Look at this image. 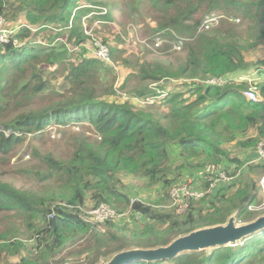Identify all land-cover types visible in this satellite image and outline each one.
Instances as JSON below:
<instances>
[{"label":"trees","instance_id":"1","mask_svg":"<svg viewBox=\"0 0 264 264\" xmlns=\"http://www.w3.org/2000/svg\"><path fill=\"white\" fill-rule=\"evenodd\" d=\"M79 1L0 0L6 24L16 27L9 20L14 7L26 19L14 35L21 44L0 46V167L23 150V158H32L28 174L42 184L25 190L0 179V213L7 216L0 264H69L58 259L65 250L68 260L83 255L77 264H101L123 251L168 246L231 217L241 225L261 217L250 210L262 203L252 172L264 165H252L201 200L188 199L181 215L171 192L196 190L209 165L239 169L245 163L239 153L251 151L248 161L264 142V60H248L264 45V0H124L126 10H136L137 1L153 13L157 24L144 32L153 36L146 38V52L165 57L182 38L174 53H183L171 61L119 59L120 51L105 40L111 61L125 64L119 71L89 53L83 11L67 29ZM112 15L100 10L93 19L109 22ZM214 15L223 16L219 26L200 30ZM58 39L72 48L52 45ZM157 39L168 43L154 50ZM251 89L260 101L246 96ZM53 124L63 134L60 141L46 138L51 149L44 151L39 137H48ZM73 125L78 132L69 130ZM121 175L145 182L146 189L159 186L164 202L134 199ZM90 196L95 207L106 205L120 216L90 221L82 211ZM26 233L35 239L30 247ZM85 239L86 247L73 250ZM130 264H264V230L237 246Z\"/></svg>","mask_w":264,"mask_h":264},{"label":"rangeland","instance_id":"2","mask_svg":"<svg viewBox=\"0 0 264 264\" xmlns=\"http://www.w3.org/2000/svg\"><path fill=\"white\" fill-rule=\"evenodd\" d=\"M101 1H105L106 4L99 5L98 3ZM136 5L134 10L133 8H129L126 10V3L124 0H80L76 7L74 8L73 14L71 21L69 23V26L67 29H70L72 27V24L74 22L75 17L79 14L80 11H83L84 15L82 18V23H83V28H84V33L85 35L89 36V42H88V47L92 48L95 43H101L104 44V41L107 40V43L111 48H117L120 53H119V59H131V60H137V59H168L171 61L172 56H180L182 55V52L179 53H174L175 51H180L182 47L178 50V45L173 44L172 51H169L165 57H159L157 54L159 52H154V54H149L146 52V48H150L148 44V40L146 38H149L151 34L148 36H144L145 31L152 30L156 27V22L155 19L152 17L153 13L147 9H143L142 6L140 7L139 3L135 1ZM13 4V3H12ZM10 4V6H16L17 4ZM11 12V18L9 19L10 21L12 20V23H16L15 28H18L20 25L26 21L25 16L19 13L17 11V8L14 7L13 9H10ZM100 10L104 11V14L107 13V11L111 10L113 12V20L109 22H104L103 20H94V15ZM86 12V13H85ZM13 18V19H12ZM81 18V17H80ZM223 18L222 15H220L219 20L217 21L215 18L214 20H206L203 24L209 25L208 28L209 30H212L213 28H216V26H219L221 19ZM8 20V19H7ZM8 20V21H9ZM13 25V26H14ZM2 29H10L14 30L12 26H9L8 24L3 23L1 25ZM20 28L15 29V32H17ZM202 29V27H201ZM206 30V29H205ZM59 31H54V33H58ZM52 31H48L44 34V37L41 39V41L45 44H48V38L52 35ZM153 34V32H152ZM144 38H142V37ZM153 38V36H151ZM39 41V39L37 38ZM11 42H13V46H19L21 44V41L17 39L16 37H12ZM40 42V41H39ZM63 43L65 44L69 49L72 48V45L66 40V39H58L56 40L52 45L60 44ZM106 45V46H108ZM154 50H158V48L154 45ZM173 54V55H172ZM118 57V56H117ZM248 60L250 62H258V60H264V45L258 46L254 51H252L248 55ZM106 64H111L112 66L115 67L116 70H121L125 64L121 60L120 64H123V67H118L116 66L114 60L112 61H107ZM54 69V67H52ZM121 73V71H120ZM10 77V74H9ZM60 78V77H59ZM109 80L103 81V85H107ZM181 82H178L180 84ZM8 109H10V105L8 106ZM1 110V113L4 111ZM2 113V114H3ZM57 128L56 124H53L50 127V134L47 136H40V147L42 150H50L51 145L46 144L45 140L46 138L50 139L52 141H60L61 140V133ZM73 132H78L79 131V126L78 125H73V129H69ZM59 151L63 152L65 151V147L63 145H60ZM23 150H19V154L10 162L7 164H4V168L0 167V171H3V175H0V179H2L4 182L13 184L17 186L18 188H22L25 190H38L42 184L38 183L32 176L28 174V167L27 165L29 164L30 160L32 158L30 156H25L23 158ZM251 151L249 150H244L239 153V157L243 162H246L249 157H251L249 154ZM227 167V166H226ZM229 170H233V166L228 164ZM247 171V169L244 171V173ZM254 172V173H253ZM252 172V177L256 178L258 181L261 176L264 173V170H256ZM247 174V173H246ZM195 177V176H194ZM120 178L125 184V189L124 191L132 196L134 199H138L140 201H143L145 203H163V197H161V192H160V187H152L146 189L145 182H141L140 180L136 179L133 176L129 175H121ZM205 189V188H204ZM91 196L88 199L87 207L83 209V214L88 217L92 218L93 217V212L94 214H99L103 215L105 214V209L103 207H95L93 203H91ZM264 202V200H263ZM179 205V203H176ZM174 205L173 201V207L177 206ZM100 208V209H99ZM6 217V218H5ZM7 216L3 215L0 213V228L5 227L7 224ZM13 221H15L17 224H21L22 220H19L17 218H13ZM11 222V221H10ZM12 223H10L11 225ZM20 231L25 233L26 231V226L21 225L18 227ZM25 239L28 240L27 245L30 247V245H33V242H35V239H32L33 236L30 233H26ZM78 246H75L73 250L76 247H81L82 249L88 245L87 239L78 242ZM31 249V248H30ZM71 250V249H69ZM69 251L65 250V252L61 253V255L58 257L59 262H69V264H77V261H79L81 258H83V255L81 256H72V258L75 259H66L67 254Z\"/></svg>","mask_w":264,"mask_h":264},{"label":"built area","instance_id":"3","mask_svg":"<svg viewBox=\"0 0 264 264\" xmlns=\"http://www.w3.org/2000/svg\"><path fill=\"white\" fill-rule=\"evenodd\" d=\"M215 18H217L216 20L218 21L220 17L217 15H214V16L206 18V20H212V19L214 20ZM5 22H6L5 19L0 18V46L13 44L11 40H12V37H14V35L16 34L15 29L10 31V29L1 28V25L3 23L5 24ZM203 24H202V29L203 28L206 30L210 29L208 28L209 25L203 26ZM202 29L200 28V30ZM166 43H168L167 40L157 39L155 41V46L157 48H161ZM175 44L178 45V50H179L182 47L183 39L178 38V41ZM89 53L95 55L102 62L107 63V61H111L110 48L109 46H106L104 44L95 43L92 48H89ZM212 83L222 84L221 81H214ZM246 96L253 102L260 101L255 89H251L249 92H247ZM252 165H264V142L259 143L256 149V154L254 158L249 159L239 169L235 170L234 166L232 168L233 170H229L228 169L229 167L209 165L205 168L201 181L197 183V188L195 187L196 190L188 189L187 187H178V188L173 189L171 192V195L173 198L172 208H177L178 214L181 215L187 208L188 199H193L196 201L201 200L205 196L216 192L221 187V185L230 184V183H233L234 181L239 180L242 174L244 173V171L246 169L248 170L249 167H251ZM258 184L261 189L260 195H261L262 203L259 205L251 206L250 210L258 212L260 216H264V202H263L264 200V173L261 176V178L258 180ZM205 185L207 186L205 187ZM199 186L201 187L198 189ZM173 201H174V205H177L176 203H179V205L173 207ZM103 206L105 209V214L96 215L94 214L95 212H93V217L91 219L89 218L90 221L103 222L108 219H114L117 216H120L114 210H112L110 207L106 205H101L99 207L101 208ZM238 225H241V224H238Z\"/></svg>","mask_w":264,"mask_h":264},{"label":"water","instance_id":"4","mask_svg":"<svg viewBox=\"0 0 264 264\" xmlns=\"http://www.w3.org/2000/svg\"><path fill=\"white\" fill-rule=\"evenodd\" d=\"M264 230V216L252 223L238 225L234 217L227 224L200 229L181 236L168 246L156 249H133L114 255L101 264H130L137 261L157 262L178 258L181 254L237 246L242 241Z\"/></svg>","mask_w":264,"mask_h":264},{"label":"clouds","instance_id":"5","mask_svg":"<svg viewBox=\"0 0 264 264\" xmlns=\"http://www.w3.org/2000/svg\"><path fill=\"white\" fill-rule=\"evenodd\" d=\"M220 17V16H219ZM16 47H18V46H16Z\"/></svg>","mask_w":264,"mask_h":264}]
</instances>
